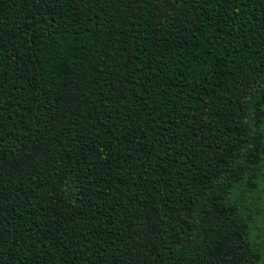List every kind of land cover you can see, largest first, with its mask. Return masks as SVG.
<instances>
[{
    "label": "trees",
    "instance_id": "obj_1",
    "mask_svg": "<svg viewBox=\"0 0 264 264\" xmlns=\"http://www.w3.org/2000/svg\"><path fill=\"white\" fill-rule=\"evenodd\" d=\"M264 0H0V264H264Z\"/></svg>",
    "mask_w": 264,
    "mask_h": 264
},
{
    "label": "rangeland",
    "instance_id": "obj_2",
    "mask_svg": "<svg viewBox=\"0 0 264 264\" xmlns=\"http://www.w3.org/2000/svg\"><path fill=\"white\" fill-rule=\"evenodd\" d=\"M254 220L252 221V231L254 239L264 249V189L257 203V210L254 212Z\"/></svg>",
    "mask_w": 264,
    "mask_h": 264
}]
</instances>
